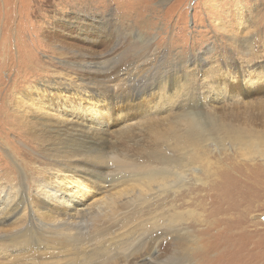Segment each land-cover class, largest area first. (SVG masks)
<instances>
[{
  "label": "rangeland",
  "instance_id": "1",
  "mask_svg": "<svg viewBox=\"0 0 264 264\" xmlns=\"http://www.w3.org/2000/svg\"><path fill=\"white\" fill-rule=\"evenodd\" d=\"M87 63L99 65L89 71ZM126 66L129 76L117 85L107 84L121 79L119 71ZM240 67L254 85L255 75H264V0H0V210L8 208L11 200V205L17 204L23 195L22 200L38 196L39 185L57 173L62 162H70L81 172H93V181L105 185H93L96 212L112 202L120 212L116 216H127V226L149 219L154 212L158 217L160 212L170 216L159 218V227L146 235L154 238L144 255L156 244L158 254H163V242L175 238L177 227L184 225L196 235L206 229L212 237L219 235L212 238L219 246L210 255L215 264L251 263L249 253L256 251L251 242L244 251L247 241H259L264 253V159H250L228 140H216L214 129L235 117L233 128L264 134V110L240 108L230 117L231 106L225 102L217 106L223 111L222 120L202 136L214 142L175 141V135L185 132L175 124L186 123L176 119L203 111L195 99L200 93L210 99L215 70L227 71L231 84ZM161 80L181 87L185 99L181 110L176 109L177 100L167 101L164 112L152 119L157 124L154 130L136 126L130 137H124L125 126L120 124L111 128L114 133L100 137L115 150L126 149L141 158L132 159L147 172L155 170L150 184L149 175H140L144 172L136 165L118 162L110 170H93L98 140L56 123L53 106L67 97L87 105L88 86L106 90L108 98H120L119 102L137 98L131 112H137L139 102L154 110L156 84ZM26 95L34 102H27ZM41 103L46 105L44 111L38 110ZM82 116L91 133L101 131L100 127L94 131L90 118ZM182 154L183 162L191 165L185 169L184 184L180 182L185 188L174 186L179 179L170 173L173 184L165 187L158 180L161 170L169 167L167 157L177 161ZM12 192L16 194L10 197ZM183 213L184 223L173 221ZM14 226L2 228L20 234V225ZM39 227L53 233L47 225ZM132 233L136 235L131 238L139 235ZM240 233L251 237L224 239Z\"/></svg>",
  "mask_w": 264,
  "mask_h": 264
},
{
  "label": "bare ground",
  "instance_id": "2",
  "mask_svg": "<svg viewBox=\"0 0 264 264\" xmlns=\"http://www.w3.org/2000/svg\"><path fill=\"white\" fill-rule=\"evenodd\" d=\"M128 51L134 50L130 49ZM207 52H211V49L208 48ZM98 65L97 63H87L89 71H92ZM119 72L121 73V79L118 81L110 80L107 84L115 83L117 85L124 80V76L130 75L131 70L126 66ZM246 72L245 68L240 67L238 74L235 75V82L232 81L230 84L228 80L231 76L227 71L215 70V86L210 92V99L207 100L202 93L195 99V104L201 106L203 111H199L197 116L194 114L190 117L182 115L176 119L186 122L185 124H178L180 122L175 124L177 128L185 131L182 135H175V141L178 144L190 141L214 142L215 140L209 137L207 138L209 140L204 141L202 136L209 132L207 128H210V132H213V126L219 124L217 122L220 121L223 111L218 109L217 106L225 102H229V106H231L230 117H234L235 111L240 108L244 110L250 108L264 110V75H255L257 82L254 85L252 77L246 76ZM245 81L246 84L243 85ZM156 88H158V95L156 96L158 100L154 103L157 106L154 110L151 109V106L139 102L137 103V112H131V110L136 109L134 108V102L138 100L137 98L129 96L119 102L120 98L115 100L108 98L109 94L107 95L106 90L88 86L87 99L85 100L88 102L87 105H84V101L81 99V103H76L73 97H67L64 101L53 106V108H56L54 117L57 118L56 123L65 129L74 130L98 140L99 145L95 150V161L91 166L93 170H110L115 168L118 162L129 167L136 165L144 172L140 175H149L146 181L147 184H150L154 178L155 170L147 172L146 167L137 162L141 158H135L126 149L120 150V152L115 150L111 144L104 142L100 137L114 133L111 128H115L120 124L125 126L122 131L124 137H130L133 128L136 126H146L147 129L154 130L157 124L152 123V119L164 112L163 107L167 101L177 100L176 109H182L185 99H183L181 87L161 80L157 82ZM24 98L27 102L33 101L30 95H26ZM39 105L38 110L44 111L45 103ZM26 108L24 106L22 111L25 112ZM82 115L90 118L89 123L92 124L94 131L98 130L97 127H100L101 131L91 133L87 126L82 123ZM138 118L141 119L137 120ZM234 120H236L235 117L228 121L222 120L218 129L216 127L214 129L217 134L215 139L228 140L250 159L256 157L264 159V134L250 133L238 129V126L233 128L235 125ZM232 123L234 124L233 127ZM177 143L176 145H178ZM156 155L154 154V156ZM193 155L194 153L191 152L190 156ZM132 158L138 160L135 161ZM167 158L169 167L161 170L159 183L165 187L172 185L173 182H169L171 177L168 173H170L176 175L179 179L175 181L174 186L178 185L179 190L185 188L180 185V182H183L182 178H186L187 171L185 169L191 165L188 164L187 166L188 162H183V154L177 161L173 160L171 156ZM170 164L173 166H170ZM173 169L175 172L172 173ZM195 171L198 172L199 170L194 169L193 172ZM93 178V172H81L76 164L64 161L57 173L52 174L46 183L39 185L41 190L38 191V196L30 197L29 200H22L25 196L23 195L22 198L16 200L17 204L11 205L13 202L11 200L8 203V208L0 210V264H215L210 255L219 246L213 242L212 238L216 240L220 238L219 235L212 237L206 231L207 229L200 230L199 235H196L191 228L184 227V225L177 227V233L175 234L178 235L175 238L163 242L161 246V249H164L163 254H158L157 250L160 246L155 243L157 245H155V249L144 255L143 253H147L148 243L154 238V236L146 235H149L152 231L155 232L159 227V218L168 220L170 216L160 212L158 217L154 212L150 213L149 219H142L136 225L127 226L129 221L127 216L123 218H119V215L116 216L119 209L117 206L112 205V202L103 212H96L94 210L96 202L93 196V185L104 188L105 185L98 184L97 181H93ZM120 193L124 194L127 191L121 190ZM15 194V192H12L10 197ZM174 217L173 221H179L178 224L184 223L181 221L186 219L184 213ZM173 221L170 219L168 224H172ZM17 222L19 223L16 225ZM201 223H205V221ZM4 225H15L14 227L20 225L22 232L18 235L12 234L10 230L2 228ZM39 225H47L53 230V233L50 234L44 231ZM230 227L232 226H229L228 229ZM133 230L139 235L131 238L132 235H136L132 233ZM39 232L45 234L47 238L38 235ZM37 235L39 237L35 240L30 239V237H36ZM244 235L247 238L251 237L245 233H240L235 237L226 236L224 239L239 241L237 239ZM68 239L74 241H67ZM250 242L254 243L252 248L256 251L253 254L249 253L252 256L251 263L264 264V253H262L259 241H247L244 251L246 252ZM244 251L242 253H245ZM251 263L249 261L247 264Z\"/></svg>",
  "mask_w": 264,
  "mask_h": 264
}]
</instances>
